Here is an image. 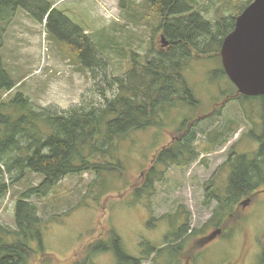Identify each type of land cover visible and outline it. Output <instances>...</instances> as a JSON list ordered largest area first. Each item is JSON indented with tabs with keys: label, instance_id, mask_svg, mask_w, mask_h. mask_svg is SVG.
Returning <instances> with one entry per match:
<instances>
[{
	"label": "rangeland",
	"instance_id": "374dc122",
	"mask_svg": "<svg viewBox=\"0 0 264 264\" xmlns=\"http://www.w3.org/2000/svg\"><path fill=\"white\" fill-rule=\"evenodd\" d=\"M47 1L85 29L108 61L109 75L126 72L132 65L131 52L146 54L154 39L159 46H166L162 33L156 32L157 22L149 16L145 0ZM237 1L186 0L212 21L219 13L231 14V3ZM1 24L3 66L17 83L4 93L5 99L24 92L36 108L56 106L66 110L102 97L97 88L104 74L99 79L94 77L49 36L46 20L34 19L29 11L18 7L14 16ZM221 68L219 58L191 61L184 74L200 105L178 102L161 113V127L125 136L119 150L107 159L119 164V170L68 175L47 196L31 199L39 215L47 220L44 252L55 257L48 264H77L85 257L82 251L86 244L107 239L108 231L120 237L130 256H143L155 248L156 253L146 257L144 264H263L264 186L252 195L250 206L243 208L239 204L234 215H227L213 242H201L203 236L217 230L208 225L217 205L216 200H211L210 205L205 203L208 192L225 194L232 152L236 157L254 156L259 149L255 136L262 132L263 99L242 94L228 100L229 95H238V89L228 76L216 74ZM200 118L202 121H197ZM187 120L197 121L195 145L200 157L186 168L169 167L164 181L155 183L153 196L139 194L136 187L143 184L156 148L179 137V129ZM221 132L224 134L220 138ZM6 177L11 182L10 175ZM43 178L27 172L23 180L10 185L0 200V224L17 229V200ZM180 207L185 209L183 214L178 211ZM187 221L190 237L183 241L178 253L173 251L170 239ZM14 239L15 236H6L7 242ZM174 242L177 246L181 240ZM32 245L37 264H43L38 242L32 241ZM91 256L90 264H123L115 250Z\"/></svg>",
	"mask_w": 264,
	"mask_h": 264
},
{
	"label": "trees",
	"instance_id": "16d2710c",
	"mask_svg": "<svg viewBox=\"0 0 264 264\" xmlns=\"http://www.w3.org/2000/svg\"><path fill=\"white\" fill-rule=\"evenodd\" d=\"M252 1L231 3V14L219 13L212 21L186 0H145L149 16L157 22L156 32L162 33L167 44L159 46L154 39L146 54L133 50L131 67L121 75H109L108 61L100 55L102 50L95 46L85 29L52 3L47 0H0L1 20L6 19L9 11L24 8L34 19L46 20L49 36L65 47L94 77L99 79L100 74H104L98 83L100 88H97L102 97L70 109L56 106L36 108L24 92L5 99L4 93L17 83L3 66L0 39V200L8 193L10 185L23 180L27 172L44 176L39 185L23 192L17 200V229L0 224V264H37L32 241L38 242L39 260L43 264L55 259L44 252L43 231L47 220L39 215L38 206L31 199L47 196L68 175L119 170V164L107 159L119 150L120 141L125 136L130 132L161 127V113L178 102L199 106L200 102L185 77L186 67L196 59H221L224 38ZM216 74L227 76L223 65ZM105 84L108 87L104 89ZM232 96L229 95L228 100H236L242 94ZM257 97L263 99L262 132L255 136L259 149L254 156L236 157L232 152L228 160L231 171L225 194L211 190L205 200L207 205L211 200L217 201L208 225L223 226L228 214L234 215L245 198H252L264 186V95ZM197 121L187 120L179 129L182 139L156 154L143 184L136 187L139 194L145 192L146 196H153L155 183L164 181L169 167L186 168L198 160L200 150L195 145ZM223 134L218 135L221 138ZM14 172H17L15 176ZM8 174L11 182L7 180ZM182 209L180 207L178 211L183 214L185 209L184 212ZM189 231L188 221L179 227L170 239L173 251L179 253L183 241L190 237ZM8 235L15 236V239L7 242ZM174 240L181 242L176 246ZM92 241L86 244L82 251L85 257L77 264H90L91 255L100 251L115 250L123 264H144L146 257L156 253L153 248L143 256H130L124 251L120 237L109 231L107 239Z\"/></svg>",
	"mask_w": 264,
	"mask_h": 264
},
{
	"label": "water",
	"instance_id": "95a60500",
	"mask_svg": "<svg viewBox=\"0 0 264 264\" xmlns=\"http://www.w3.org/2000/svg\"><path fill=\"white\" fill-rule=\"evenodd\" d=\"M162 40L167 44L163 35ZM220 55L225 72L239 93L264 95V0H253L236 18L234 29L222 42ZM250 201L251 198L245 199L242 204L247 206Z\"/></svg>",
	"mask_w": 264,
	"mask_h": 264
},
{
	"label": "flooded vegetation",
	"instance_id": "af4514ba",
	"mask_svg": "<svg viewBox=\"0 0 264 264\" xmlns=\"http://www.w3.org/2000/svg\"><path fill=\"white\" fill-rule=\"evenodd\" d=\"M17 8H18V7H17ZM17 8H16V9H17ZM16 9H14V11H15ZM14 11H9V12H8L9 15L6 16V19H4V20H1V19H0V22H5V23H7V21L11 18V16H14ZM0 29H2L1 32H2L3 29H4V27H3L2 24L0 25ZM1 34H2V33H1ZM1 34H0V36H1ZM238 94H241V93L238 92ZM180 139H182L180 136H179V137H174L171 141L174 142V141H178V140H180ZM172 142H170V143H168V144H164V145H162L161 147L156 148V151H155V153L153 154V159H152V162H151V166H152V164L154 163V161H155V159H156V154L159 153L161 150L166 149V148H167ZM151 166H150V167H151ZM148 170H149V169H148ZM148 170L146 169V174H147ZM251 203H252V202H250L247 206H244V205L242 204V202H241L240 204L243 206V208H247L248 206L251 205ZM230 216H231V214H229V217H230ZM215 227H216L215 229H217V230H214V231H212L211 233H209V234L203 236L202 239H201V242L204 243V242H207V241H210V240H211V242H213V241L215 240V239H213V238H212L213 240L210 239V238H211V237H210L211 235L216 234L218 231H220V227H218V226H215ZM214 232H215V233H214ZM221 233H222V232H221ZM218 234H219V233H218ZM218 234H217V235H218ZM217 235H216V236H217ZM216 236H215V237H216ZM215 237H214V238H215ZM211 242H210V243H211ZM187 264H189V261H187Z\"/></svg>",
	"mask_w": 264,
	"mask_h": 264
},
{
	"label": "bare ground",
	"instance_id": "6f19581e",
	"mask_svg": "<svg viewBox=\"0 0 264 264\" xmlns=\"http://www.w3.org/2000/svg\"><path fill=\"white\" fill-rule=\"evenodd\" d=\"M158 108V107H157ZM159 113V112H158ZM159 119V118H158ZM119 141V140H118ZM189 241V240H188Z\"/></svg>",
	"mask_w": 264,
	"mask_h": 264
}]
</instances>
